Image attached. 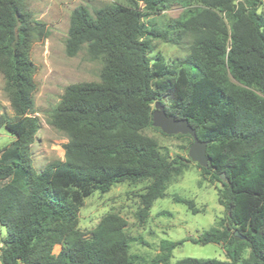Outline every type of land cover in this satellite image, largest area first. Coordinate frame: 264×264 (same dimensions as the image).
<instances>
[{
	"label": "trees",
	"instance_id": "obj_1",
	"mask_svg": "<svg viewBox=\"0 0 264 264\" xmlns=\"http://www.w3.org/2000/svg\"><path fill=\"white\" fill-rule=\"evenodd\" d=\"M28 1L0 0V73L15 115H0V128L16 137L0 147V224L6 228L1 264H139L122 215L106 213L86 236L79 212L95 192L145 183L136 213L145 222L193 162L182 154L169 158L145 133L163 132L153 125L157 100L207 141L208 165L195 164L204 181L220 184L226 217L197 238L162 239L147 264H264L263 0H121L76 7L65 51L75 56L87 45L91 58L102 62L100 80L65 87L49 118L68 136L65 159L41 170L31 148L41 127L31 48L46 28ZM174 4L183 11L165 18ZM185 38L191 39L189 53L177 63L153 54L155 41L180 44ZM177 136L193 142L189 134ZM174 201L193 214L201 211L191 198L177 195ZM186 241L223 244L228 259L172 261L173 250Z\"/></svg>",
	"mask_w": 264,
	"mask_h": 264
},
{
	"label": "rangeland",
	"instance_id": "obj_2",
	"mask_svg": "<svg viewBox=\"0 0 264 264\" xmlns=\"http://www.w3.org/2000/svg\"><path fill=\"white\" fill-rule=\"evenodd\" d=\"M121 0H29L27 7L35 20L43 22L46 28L44 36L36 37L31 48V56L36 65L34 92V110L39 116L41 127L32 144V159L37 170H41L53 160H64V146L68 142L67 134L49 123L52 108L60 101L67 85L80 81H99L102 62L92 59L87 45L75 56L67 55L65 42L68 36L72 11L84 5L90 9ZM239 1V0H236ZM183 11L182 6L174 4L164 12L165 18H176ZM260 11L264 13V0ZM159 18V17H157ZM153 54L162 53L169 63H177L189 53L190 38L180 44L155 41ZM167 102V101H166ZM0 115L9 119L15 117L8 94L5 79L0 73ZM145 133L156 138L162 152L170 158L175 154L189 157L191 145L187 137L178 134H166L155 128H148ZM5 127L0 128V147H6L15 140ZM218 184H211L201 178L200 169L195 162L189 163L188 169L173 179L164 198L156 200L145 222L136 216L140 207L139 194L145 183L137 185L115 184L107 193L95 192L85 199L79 212L80 228L89 236L101 217L109 212H116L127 220L126 231L134 238L131 252L141 257L139 264H147L160 252L162 239L179 240L197 238L204 230L219 227L225 221V208L218 201ZM191 198L201 210L193 214L186 205L174 201L175 196ZM6 228L0 224L1 237ZM60 246L54 247L58 253ZM218 258L227 260L223 244H198L186 241L173 250L172 261L183 257ZM1 264V262H0Z\"/></svg>",
	"mask_w": 264,
	"mask_h": 264
},
{
	"label": "water",
	"instance_id": "obj_3",
	"mask_svg": "<svg viewBox=\"0 0 264 264\" xmlns=\"http://www.w3.org/2000/svg\"><path fill=\"white\" fill-rule=\"evenodd\" d=\"M153 125L159 127L166 134H189L193 139L188 151L190 159L203 167L208 165L207 141L198 138L196 130L189 124L187 119H176L173 115L167 114L159 100L155 102ZM221 178L226 180L224 173L221 174ZM236 235L240 236L238 232H236Z\"/></svg>",
	"mask_w": 264,
	"mask_h": 264
}]
</instances>
